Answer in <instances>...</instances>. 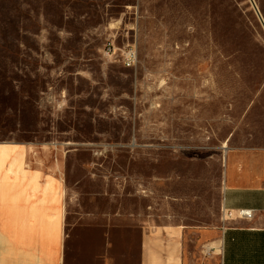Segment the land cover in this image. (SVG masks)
I'll use <instances>...</instances> for the list:
<instances>
[{"label": "rangeland", "instance_id": "obj_1", "mask_svg": "<svg viewBox=\"0 0 264 264\" xmlns=\"http://www.w3.org/2000/svg\"><path fill=\"white\" fill-rule=\"evenodd\" d=\"M244 1L0 0V141L67 144L91 207L160 212L264 81L257 58L222 53Z\"/></svg>", "mask_w": 264, "mask_h": 264}, {"label": "crops", "instance_id": "obj_2", "mask_svg": "<svg viewBox=\"0 0 264 264\" xmlns=\"http://www.w3.org/2000/svg\"><path fill=\"white\" fill-rule=\"evenodd\" d=\"M244 2L222 53L261 67L264 0ZM226 141L221 155L190 160L158 213L120 199L91 207L67 144L0 141V264H264V81Z\"/></svg>", "mask_w": 264, "mask_h": 264}, {"label": "built area", "instance_id": "obj_3", "mask_svg": "<svg viewBox=\"0 0 264 264\" xmlns=\"http://www.w3.org/2000/svg\"><path fill=\"white\" fill-rule=\"evenodd\" d=\"M136 61H137L136 52L133 49H131V51L128 50V52H126V56H125L126 65L127 66L135 65ZM240 214L244 215V216H251L250 211H241ZM229 215L231 216V213H229Z\"/></svg>", "mask_w": 264, "mask_h": 264}, {"label": "bare ground", "instance_id": "obj_4", "mask_svg": "<svg viewBox=\"0 0 264 264\" xmlns=\"http://www.w3.org/2000/svg\"><path fill=\"white\" fill-rule=\"evenodd\" d=\"M50 147V146H49ZM52 150V149H51ZM60 152V151H59ZM59 156V155H58ZM56 160V159H55ZM57 170V169H56ZM53 171V170H52Z\"/></svg>", "mask_w": 264, "mask_h": 264}]
</instances>
